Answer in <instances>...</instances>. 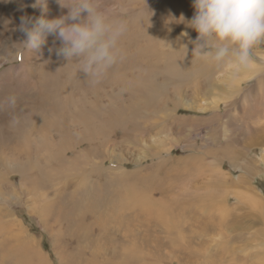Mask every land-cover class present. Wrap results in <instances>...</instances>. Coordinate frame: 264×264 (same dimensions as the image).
<instances>
[{"label":"rangeland","instance_id":"rangeland-1","mask_svg":"<svg viewBox=\"0 0 264 264\" xmlns=\"http://www.w3.org/2000/svg\"><path fill=\"white\" fill-rule=\"evenodd\" d=\"M33 3L0 0V131L17 128L0 138V178L28 161L35 192L18 173L17 198L0 184V264H264V42L245 81L193 56V0H99L125 33L94 83L56 54L55 35L38 51L19 44L21 16L69 11ZM98 201L108 223L92 213ZM145 202L164 215L142 220Z\"/></svg>","mask_w":264,"mask_h":264},{"label":"clouds","instance_id":"clouds-1","mask_svg":"<svg viewBox=\"0 0 264 264\" xmlns=\"http://www.w3.org/2000/svg\"><path fill=\"white\" fill-rule=\"evenodd\" d=\"M57 3L69 9L66 15L53 19L21 16L19 30L26 38L19 44L38 51L48 35H55L61 42L56 54L75 61L80 73L99 82L118 61L125 27L110 19L99 0ZM31 7L48 11L47 0H35ZM193 7L195 14L187 21L198 33L192 41L193 56L223 66L233 75L250 68L252 49L264 42V0H193Z\"/></svg>","mask_w":264,"mask_h":264},{"label":"bare ground","instance_id":"bare-ground-1","mask_svg":"<svg viewBox=\"0 0 264 264\" xmlns=\"http://www.w3.org/2000/svg\"><path fill=\"white\" fill-rule=\"evenodd\" d=\"M0 17H2V16H0ZM3 18H4V16H3ZM4 20V19H3ZM20 21V20H19ZM1 23V22H0ZM0 28H2V27H0ZM120 49V48H119ZM15 55V54H14ZM144 55V54H143ZM123 57V56H122ZM61 59H63V58H61ZM127 60V59H126ZM131 60V59H130ZM75 62V61H74ZM140 63V62H139ZM71 64V63H70ZM179 65V64H178ZM57 66H58V64H57ZM74 66V65H73ZM76 66V65H75ZM54 67H55V65H54ZM256 67V66H255ZM255 67L252 65L250 68H248L247 70H244V71H242V73H244V74H246V75H248L245 79H243V80H245L246 81V79L248 80V79H250V77H252L253 75H254V71H257L256 69H255ZM73 68H76V67H73ZM200 69V68H199ZM54 70V69H53ZM56 70H57V68H56ZM65 71V70H64ZM203 71V70H202ZM50 72V71H49ZM52 72V71H51ZM63 72V71H62ZM66 72V71H65ZM73 72V71H72ZM50 74V73H49ZM83 74V73H82ZM44 75V74H43ZM53 75V74H52ZM66 75H68V74H66ZM79 75L80 74H78V77H79ZM209 75V74H208ZM39 76V75H38ZM45 76V75H44ZM47 76H49L48 74H47ZM56 76V75H55ZM66 77H69V76H66ZM65 77V78H66ZM77 77V78H78ZM81 77V76H80ZM48 78H50V77H48ZM52 78H53V76H52ZM62 78V77H61ZM59 79V78H58ZM41 80H43V79H41ZM45 80V79H44ZM56 80V79H55ZM71 80V79H70ZM242 79H239V80H237L236 81V79H233V80H231L230 82H232V84H234V83H237V84H239V83H241L240 81H241ZM19 81V80H18ZM49 80L47 79V82H48ZM51 81H52V79H51ZM79 81V80H78ZM77 82V81H76ZM42 83V82H41ZM40 83V84H41ZM43 83L46 85V82H44L43 81ZM43 83H42V87H43ZM56 83L58 84V82L56 81ZM79 83V82H78ZM81 83V82H80ZM83 83V82H82ZM51 84V83H50ZM53 84V83H52ZM52 84H51V86H52ZM47 85H49V84H47ZM71 85V84H70ZM86 85V84H85ZM50 85H49V87H51ZM15 87V86H14ZM53 87V86H52ZM76 87V86H75ZM85 87V86H84ZM232 87V86H231ZM70 88V87H69ZM83 89V88H82ZM41 90H43L42 88H41ZM44 90H46V88H44ZM43 90V91H44ZM66 90V89H65ZM70 90V89H69ZM92 90V89H91ZM9 93V92H8ZM44 93H45V91H44ZM58 94V93H57ZM13 97V96H12ZM44 97V96H43ZM2 98H3V96H2ZM7 98V97H6ZM96 98V97H95ZM1 99V98H0ZM12 99V98H11ZM40 100V101H39ZM38 101L41 103V100H43V98L41 99V96H40V99H39ZM7 101V100H6ZM56 101H58V100H56ZM43 102V101H42ZM44 102H45V99H44ZM43 102V103H44ZM54 102H55V100H54ZM11 103V102H10ZM16 103V102H15ZM33 103V102H32ZM39 103V104H40ZM70 103V102H69ZM73 103V102H72ZM42 104V103H41ZM74 104V103H73ZM12 105V104H11ZM28 105V104H27ZM34 105V104H33ZM44 105V104H43ZM42 105V106H43ZM45 106V105H44ZM53 106V105H52ZM40 107V106H39ZM55 107V106H54ZM54 107H52V108H54ZM70 107V106H69ZM57 108V107H56ZM89 108V107H88ZM87 108V109H88ZM4 109V108H3ZM42 109V108H41ZM10 110H12V109H10ZM18 110V109H17ZM16 110V111H17ZM21 110V109H20ZM33 110V109H32ZM17 113V112H16ZM71 113V112H70ZM92 113V112H91ZM4 114V113H3ZM6 114V113H5ZM12 114V113H11ZM14 115V114H13ZM78 118H79V116H77ZM63 118V117H62ZM74 118H75V116H74ZM78 118H76V119H78ZM71 119V118H70ZM5 120V119H4ZM55 120V119H54ZM71 121V120H70ZM10 122H11V120H10ZM74 123V122H73ZM6 124V123H5ZM1 125V124H0ZM15 127V126H14ZM1 128V127H0ZM4 130V129H3ZM10 130L11 129H9V130H7L6 132H1L0 131V138L2 139V138H6V139H11V138H9L8 136H9V133L12 135V137L14 136V133H17V128L15 127V128H13V130H11V132H10ZM46 132H48V131H46ZM127 134V133H126ZM8 135V136H7ZM179 139V138H178ZM47 143H49V142H47ZM44 145V144H43ZM52 147V146H51ZM171 148V147H170ZM33 149V148H32ZM48 151V150H47ZM227 154H228V152H227ZM50 155V154H49ZM26 156V155H25ZM51 156V158L53 157L52 155H50ZM57 156H60V152L58 151V154H57ZM59 158V157H58ZM54 159L57 161V159L54 157ZM51 160H53V158L51 159ZM26 161V160H25ZM58 165V164H57ZM39 166V165H38ZM36 167V166H35ZM7 168V173L3 176V177H1L0 178V181H1V183L0 184H7L8 185V188L6 187V190H7V194L10 196V197H12V198H17L18 196H19V194H18V192H17V189H16V187L14 186V184L13 183H11L10 182V178H9V176H10V174L11 173H13V174H16V173H18L19 175H20V177H21V179H22V181L25 179V174L24 173H26V172H31V171H33V167L31 168V165H30V163L28 162V161H26V162H24V163H9L8 164V166L6 167ZM43 169V168H42ZM70 171V170H69ZM48 172V170L46 171V173ZM65 173V172H64ZM37 178V177H36ZM86 178V177H85ZM32 182L35 184V186H36V184H37V182H36V180L32 177ZM219 180H221V179H219V176H218V178H217V180H216V184H218L219 183ZM225 181V180H224ZM21 189H22V191L25 193V194H27V195H34V187H32V185H29V183H27V180L26 181H23V183L21 184ZM39 190V189H38ZM109 195V194H108ZM57 197V196H56ZM58 198V197H57ZM109 198V197H108ZM229 198V197H228ZM241 198V197H240ZM254 198V197H253ZM126 199H127V197H126ZM136 199H138V198H136ZM250 199V198H249ZM64 200V199H63ZM248 200V199H247ZM111 201V200H110ZM115 201H117V200H115ZM137 201V200H136ZM141 201V200H140ZM171 201V200H170ZM84 202V201H83ZM103 202H107V201H102V202H97V203H95V206H94V210L92 209V213L95 215V217H96V215H98V216H100V214H103L104 216H105V219H103L101 216H100V220L101 219H103V221L105 220V222L106 223H108L109 221V211H106V209H103V207H104V205H102L101 203H103ZM139 202V201H138ZM144 202V201H143ZM174 202V201H173ZM182 202V201H181ZM208 202V201H207ZM255 202V201H254ZM253 202V203H254ZM257 202H258V200H257ZM39 203V202H38ZM147 202H145V203H143V204H141V206H137L136 205V207H138V209H139V216L141 217V219L142 220H146V218H147V216H150V215H153V213H155L156 215H160V216H162V215H164L163 213H158L157 214V211L156 210H153V208L151 207V206H149L148 205V203L146 204ZM211 203V202H210ZM248 203V202H247ZM249 203H250V201H249ZM248 203V204H249ZM88 204V203H87ZM130 204V203H129ZM135 204H137V202L135 203ZM172 204V203H171ZM250 204H252V203H250ZM260 204V205H259ZM91 205V204H90ZM90 205H88V206H90ZM112 205V204H111ZM111 205H109V206H111ZM115 205V204H114ZM132 205V204H131ZM211 207H213V204L211 203ZM220 205V204H219ZM253 205V204H252ZM255 205V204H254ZM256 205H258L259 206V209L258 210H264V202H263V204L261 203V201L257 204L256 203ZM82 206V205H81ZM121 206V205H120ZM126 206V205H125ZM153 206H154V204H153ZM217 206V205H216ZM251 206V205H250ZM93 207V206H92ZM113 207V206H112ZM117 207V206H116ZM168 207V206H167ZM200 207V206H199ZM211 207H209L208 209H210ZM222 210L220 209V206H219V209L218 210H220L221 211V213L222 214H224V215H227L228 217L230 216V215H232V214H230L231 213V210H230V208H228V206L226 205H223L222 204ZM134 207H132V209H133ZM1 209V208H0ZM45 210V208H42L41 209V211L42 210ZM131 209V208H130ZM83 210V209H82ZM179 210V209H178ZM206 210H207V208H206ZM252 210V209H251ZM91 211V210H90ZM176 211V210H175ZM185 211V210H184ZM133 212V211H132ZM164 212V211H163ZM201 212V211H200ZM168 213V212H167ZM80 215V214H79ZM137 215V214H136ZM87 216V215H86ZM85 216V217H86ZM226 216V217H227ZM84 217V218H85ZM134 217V216H133ZM156 217V216H155ZM87 218V217H86ZM91 218V217H90ZM97 218V217H96ZM150 218V217H149ZM148 218V219H149ZM162 218V217H161ZM230 218V217H229ZM116 219V218H115ZM134 219V218H133ZM99 220V221H100ZM134 220H136V219H134ZM186 220V219H185ZM88 221V220H87ZM96 221H98V220H96ZM102 221V222H103ZM115 221V220H114ZM124 221H126V220H124ZM81 223H83V222H81ZM98 223H100V222H98ZM85 224V223H84ZM87 224H89V223H87ZM105 224V223H104ZM160 224V223H159ZM182 224V223H181ZM124 225V224H123ZM219 225H221V224H219ZM81 226L82 225H80V227L79 228H81ZM88 226V225H87ZM107 226V225H106ZM127 226V225H126ZM167 226V225H166ZM78 227V226H77ZM93 227V226H92ZM124 227V226H123ZM207 227V226H206ZM214 227V226H213ZM87 228V227H86ZM89 228V227H88ZM208 228V227H207ZM210 228V227H209ZM158 229V228H157ZM86 231V230H85ZM128 233V232H127ZM205 233V232H204ZM83 234H85V233H83ZM90 235V234H89ZM88 235V236H89ZM83 237V236H82ZM89 240V239H88ZM167 240V239H166ZM90 241V240H89ZM84 242V241H83ZM85 242H86V240H85ZM91 242V241H90ZM93 242V241H92ZM182 243V242H181ZM188 243V242H187ZM96 244V243H95ZM137 244V243H136ZM81 245V244H80ZM134 245V244H133ZM87 247V246H86ZM134 248H135V246H133ZM88 248V247H87ZM134 248H131V249H134ZM137 248V247H136ZM135 248V249H136ZM160 248V247H159ZM85 249V248H84ZM129 252H130V250H128ZM129 252H127V253H129ZM127 253H125V255L127 254ZM137 253V252H136ZM136 253L134 252V254L136 255ZM34 254V253H33ZM130 254H132V253H130ZM36 256H39V254L38 255H36ZM131 256V255H130ZM129 256V254H127L126 256H124L125 257V259H124V261H128V260H130L131 259V257ZM134 256V255H133ZM136 258V257H135ZM138 258V257H137ZM133 259H134V257H133ZM132 259V260H133ZM131 261V260H130ZM137 261H139L138 263H135V264H150V263H147L145 260H140V259H138ZM115 264V263H114Z\"/></svg>","mask_w":264,"mask_h":264}]
</instances>
